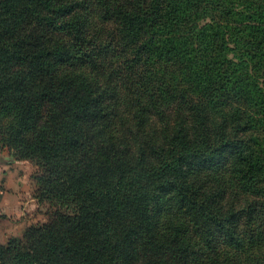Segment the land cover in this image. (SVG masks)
I'll return each instance as SVG.
<instances>
[{
  "label": "trees",
  "instance_id": "16d2710c",
  "mask_svg": "<svg viewBox=\"0 0 264 264\" xmlns=\"http://www.w3.org/2000/svg\"><path fill=\"white\" fill-rule=\"evenodd\" d=\"M0 146L52 207L0 264H264V0H0Z\"/></svg>",
  "mask_w": 264,
  "mask_h": 264
},
{
  "label": "crops",
  "instance_id": "0c3cea01",
  "mask_svg": "<svg viewBox=\"0 0 264 264\" xmlns=\"http://www.w3.org/2000/svg\"><path fill=\"white\" fill-rule=\"evenodd\" d=\"M24 164L23 160L6 159L0 153V244L35 222L33 186Z\"/></svg>",
  "mask_w": 264,
  "mask_h": 264
},
{
  "label": "rangeland",
  "instance_id": "374dc122",
  "mask_svg": "<svg viewBox=\"0 0 264 264\" xmlns=\"http://www.w3.org/2000/svg\"><path fill=\"white\" fill-rule=\"evenodd\" d=\"M148 119H149L148 125H146L145 129L147 131H150L151 126L149 125L152 122L153 118L152 116L149 115ZM0 153L4 155V158L6 159L11 158V160H16L15 157L13 156L12 150L7 147L0 146ZM23 161H25V164H24L25 170L30 174L28 182L33 186L32 198H34L35 204H36L35 208L33 209V211L36 214L35 222L31 223L30 225L42 224L44 222H47L50 219L52 207L49 205L47 201H38L39 199L35 197V192L37 189V181H36L35 175H37L39 171L36 165L30 162L29 160H23ZM228 165H229V160L225 158L224 164L221 165L219 169L208 172L206 175H210L209 179L211 181H216L217 183L223 185V181L225 183V179L227 177V172L225 171V169L227 168ZM22 235H23V232L20 235L11 236L9 239L20 238Z\"/></svg>",
  "mask_w": 264,
  "mask_h": 264
}]
</instances>
